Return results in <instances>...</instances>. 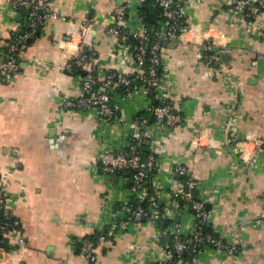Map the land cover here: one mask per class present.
Instances as JSON below:
<instances>
[{"label":"crops","instance_id":"0c3cea01","mask_svg":"<svg viewBox=\"0 0 264 264\" xmlns=\"http://www.w3.org/2000/svg\"><path fill=\"white\" fill-rule=\"evenodd\" d=\"M231 1L195 0L187 9V22L195 27L162 49L170 95L179 100L185 119L156 143L161 200L168 202L181 178L175 164H186L216 233L237 244L233 253L206 246L194 264H264V8L255 19H242L227 9ZM45 2L61 17L40 21L19 69L0 79V190L10 196L12 212L11 228L0 234V264H152L168 241L160 236L161 226L133 220L130 181L97 166L105 150L122 148L128 120L147 96L115 92L127 120L122 123L92 109L63 107L65 97L82 91L85 69L66 67L81 34L88 38L85 52L99 77L109 70L128 71L118 38L106 32L112 23L108 12L126 3L127 25L133 28L140 2ZM29 8L0 0L3 54L23 31ZM85 16L96 21L72 36V20ZM205 38L219 57L215 67L201 58L199 44ZM231 123L247 160L230 139ZM246 138L251 140L245 143ZM197 218L190 209L179 214L184 233L194 231ZM114 223L126 227L97 248L95 261L84 257L82 239L109 232Z\"/></svg>","mask_w":264,"mask_h":264},{"label":"built area","instance_id":"2783aa9c","mask_svg":"<svg viewBox=\"0 0 264 264\" xmlns=\"http://www.w3.org/2000/svg\"><path fill=\"white\" fill-rule=\"evenodd\" d=\"M145 0H139L140 4ZM162 9L163 19L159 29L151 33V26L143 17L137 14V24L130 28L127 25L128 7L126 3L115 6L108 12L112 23L106 32L118 38L119 54L127 63L128 71L109 70L105 76L99 77L96 69L92 67L90 56L85 52L88 38L81 34L76 51L69 56L67 68L85 69L83 74L81 93L65 97L63 107L70 109L88 108L97 112L107 121L127 122L123 115V108L115 97V92L124 96L134 97L145 94L148 102L139 106L136 114L128 120L129 130L124 139L122 148L105 150L97 157V166L105 174H123L130 181L133 194L141 201L131 210L133 220L149 219L157 222L159 218L170 220L166 229H160V236L170 230L171 240L165 243L161 256L153 263L166 264H194L196 256L206 246H212L228 253L237 249V244L228 243L215 228H203L209 225V211L206 203L199 196L198 181L189 174L186 164L177 162L174 172L181 178L177 179L176 186L170 192L167 203L161 200L162 187L156 178V143L171 128L180 124L185 115L179 100L170 95V70L163 59L162 49L166 42H179L187 30L195 26L187 22V9L195 0H156ZM16 9L30 6L27 10L29 16L23 31L16 34L9 45L8 52L3 54L1 49L0 79L8 72H16L24 58L28 37L35 32L40 21L46 17H61V14L49 10L45 0H14ZM264 8V0H232L227 9L242 19H255ZM40 10L44 13L41 14ZM95 18H77L72 20L71 35L85 28H89ZM78 23L80 26H78ZM21 25V22H18ZM134 38V42L130 38ZM200 54L204 64L215 67L219 57L213 50V42L208 38L200 44ZM4 55V57H3ZM229 81L232 82L229 77ZM122 88V90H118ZM234 95L237 97V93ZM231 127V141L239 156L248 159L247 149L241 141L236 140L235 128ZM251 138H246L248 143ZM147 143L149 150L144 152L140 147ZM264 148V141L262 142ZM131 171L128 177L126 172ZM184 177V178H183ZM1 178V174H0ZM8 194L0 190V232H8L12 226ZM146 202V204L144 202ZM190 209L197 216L198 225L190 234L183 232L179 221V214ZM125 222V221H124ZM126 223V222H125ZM114 223L109 232H97L82 239L80 253L90 261L97 258L96 250L107 242L108 238L117 229H124L126 224Z\"/></svg>","mask_w":264,"mask_h":264},{"label":"trees","instance_id":"16d2710c","mask_svg":"<svg viewBox=\"0 0 264 264\" xmlns=\"http://www.w3.org/2000/svg\"><path fill=\"white\" fill-rule=\"evenodd\" d=\"M25 8H27V7H22V10L25 9ZM137 12H138L139 15H141L143 17L145 22L148 23L152 27L151 28V33L155 32L156 30L159 29L160 21L163 19V15H162V9L157 4L156 0H145V1H143L138 6ZM25 17L26 18H24V21L26 22V21H28L29 16L26 14ZM130 40L134 42V38L133 37H131ZM26 44H28V41H27ZM87 55L89 56L90 54L87 53ZM118 90H122V88H120ZM140 147L143 149L144 152H147L149 150L148 145H147L146 142L145 143L143 142ZM156 168H157V165H156ZM126 175L129 177L131 175V171L126 172ZM140 201L141 200L134 195L133 196V201L131 202L132 203V209ZM144 203L146 204V202H144ZM157 222L161 226V229H166L169 226L170 220H166L164 218H159L157 220ZM196 225H198V220L197 219H196ZM208 227H212L211 223L209 225H206V224L203 225V228H205V229H207ZM0 234L2 235L1 232H0ZM163 235L168 239V241L171 240L170 230H167V232L165 234H163ZM152 264H159V263H152ZM166 264H173V263L169 262V263H166Z\"/></svg>","mask_w":264,"mask_h":264},{"label":"water","instance_id":"95a60500","mask_svg":"<svg viewBox=\"0 0 264 264\" xmlns=\"http://www.w3.org/2000/svg\"><path fill=\"white\" fill-rule=\"evenodd\" d=\"M90 49H92V48L90 47ZM87 50H88V49L86 48V49H85V51H87ZM82 72H83V73H85V72H86V70H82Z\"/></svg>","mask_w":264,"mask_h":264}]
</instances>
